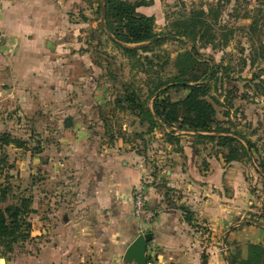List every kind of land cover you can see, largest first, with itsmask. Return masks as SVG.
Returning a JSON list of instances; mask_svg holds the SVG:
<instances>
[{"label": "crops", "instance_id": "obj_1", "mask_svg": "<svg viewBox=\"0 0 264 264\" xmlns=\"http://www.w3.org/2000/svg\"><path fill=\"white\" fill-rule=\"evenodd\" d=\"M76 1L0 0V94L21 98L44 88L56 92L58 67L71 66L60 56L78 45L75 37L82 28L70 19ZM98 105L97 110L104 106ZM82 127L79 121L59 138L48 160L47 190L33 177V191H38L32 199V240L26 244L33 246L31 264H130L124 254L141 234L131 192L146 177L151 180L148 205L160 210L152 227L160 264H229L230 254L245 257L247 244L262 243L264 224L234 221L247 195L232 182L238 164L226 163L216 143L192 134L161 136L155 164L162 171L152 174L145 154L131 142L114 136L106 141ZM159 183L178 195L172 204L164 201ZM180 205L194 213V231Z\"/></svg>", "mask_w": 264, "mask_h": 264}, {"label": "rangeland", "instance_id": "obj_2", "mask_svg": "<svg viewBox=\"0 0 264 264\" xmlns=\"http://www.w3.org/2000/svg\"><path fill=\"white\" fill-rule=\"evenodd\" d=\"M125 1L145 4L137 12L154 18L153 34L156 37L140 44L120 45L129 48L146 47L157 39L161 40L160 43L150 46L146 52L138 51L135 56L125 55L99 26L103 19L102 9L99 12L98 6H102L104 0H77L71 13L74 18L70 19L78 20L82 28L75 37L78 45L66 52V56H60L62 59L71 60V66L67 64V68L58 67L56 80L52 84L56 85V92L54 88H44L34 93V96L23 93L24 100L22 96L18 98L17 95L0 94V140L3 135H7L25 143L19 149L11 146L0 148V154L5 159L2 174L9 176L8 182L12 191L16 195L25 194L33 199L38 191V188L33 191L31 185L35 175L37 187L47 190L49 157L54 154L55 146L64 130L72 128V125L74 127L79 121L83 122L82 128L87 134L105 136L106 141L114 136L131 142L140 155L145 154L152 174L162 171L155 164V156H160L162 146L156 140L161 136L173 139L175 136L194 133L177 130L175 125L172 128L155 125L148 131L147 122L139 121L136 114L122 109L114 101L120 95L122 85L126 84L138 93L140 101L146 102L151 108V93L155 96L164 89L156 92L155 86L174 77L177 54L192 47L189 42L184 43L185 40L178 37L175 27V21H179L178 15L181 14V17L184 13L189 16L192 11L207 13L212 10L207 21L211 27L214 26L216 33H208L210 35H206L205 39L197 37L195 44L201 60L211 61L219 66L215 68L212 78L206 81V97L216 110L213 128L250 142L253 146L252 158L255 161H235L238 165L234 166L236 169L233 171L235 176L232 182L237 189L246 192L247 199L244 198L243 211L234 221L264 224V177L258 170V164H264V95L262 85L256 87L260 86V81H251V74L260 72L264 83V0H153L151 5H148L150 0ZM213 15L217 19L216 23L211 19ZM252 19L259 20L253 32L249 31ZM69 85L73 87L72 94L68 90ZM74 94L76 95L72 96ZM187 94L188 91L183 89L173 88L167 91V96L172 101L182 100ZM71 100L74 101L73 107L68 105ZM98 104L104 106L97 110ZM96 120L100 122L97 123ZM38 147L40 150L36 152ZM150 181L146 177L136 186L145 188L147 205ZM158 188L165 193L164 201H168L169 205L172 204V196L178 197L164 183H159ZM167 195L171 197L167 198ZM149 207L155 213V221L143 226L136 220L141 234L153 235L155 232L152 227L158 220L160 210ZM182 207L187 211H183ZM179 208L184 221L194 231L197 227L192 223L194 213L188 206L180 205ZM186 217H189L190 222ZM199 229L209 230L202 226ZM154 240L155 238L147 246L148 264H160L159 256L162 253L159 244ZM26 244L16 248L8 256L9 263L31 264L34 250L32 244ZM1 259L5 258L0 256Z\"/></svg>", "mask_w": 264, "mask_h": 264}, {"label": "trees", "instance_id": "obj_3", "mask_svg": "<svg viewBox=\"0 0 264 264\" xmlns=\"http://www.w3.org/2000/svg\"><path fill=\"white\" fill-rule=\"evenodd\" d=\"M152 1L150 0L148 5H151ZM144 5L143 2L104 0V12L103 14L101 12L103 21L99 26L106 32L108 39L127 56H135L138 51L146 52L150 46L161 42L157 39L150 46L134 48L120 45L121 43L140 44L156 37L153 34L154 18L137 12V9ZM98 11H101V5L98 6ZM180 15L177 19L179 21H175L177 22L175 27L178 30V37L184 39V43L189 42L192 47L190 50L177 54L174 62L176 70L174 77L168 82H160L155 86L156 92L164 89L155 96L151 93V108L146 102L140 101L138 93L132 91L131 86L126 84L122 85L123 89L114 103L121 106L122 109L136 114L139 121L147 122L148 131H151L155 125H161L164 128L176 126L177 130L193 132L197 139L216 143L218 147L225 150L223 157L226 163L243 159L254 163L251 152L253 146L250 142H244L227 132H220L213 128L216 121V110L206 97L208 90L206 81L212 78L215 68L219 66L211 61L201 60L195 44L197 37L205 39L210 35L208 33H216L213 29L214 26L211 27L207 21V18L212 15V10H208L207 13L192 11L188 14L189 16H185L184 13L181 17ZM212 17L211 19L216 23L215 15ZM258 24L259 20L252 19L249 31H255ZM259 73L251 74V81H260V86L256 87L262 85V95H264V83ZM173 88L186 90L188 94L182 100L172 101L167 96V91ZM24 145L25 143L21 140L12 139L7 135H3L0 140V148L11 146L19 149ZM39 150L38 147L36 152ZM2 155L0 154V177H2L0 183V256L8 260V256L16 248L23 247L24 244L32 240L30 216L33 214V200L31 196L25 194H14L11 184L8 182L9 176L2 174V169L5 166V159ZM258 170L264 177V164L259 163ZM182 210L185 211L186 208L182 207ZM186 220L190 222L189 217H186ZM228 262L229 264H264V237L262 243L247 244L245 257H242L237 251L228 256Z\"/></svg>", "mask_w": 264, "mask_h": 264}, {"label": "built area", "instance_id": "obj_4", "mask_svg": "<svg viewBox=\"0 0 264 264\" xmlns=\"http://www.w3.org/2000/svg\"><path fill=\"white\" fill-rule=\"evenodd\" d=\"M4 42V37L0 33V46ZM133 214L143 226H148L156 219L154 211L147 205L146 191L143 186L136 187L132 192Z\"/></svg>", "mask_w": 264, "mask_h": 264}, {"label": "water", "instance_id": "obj_5", "mask_svg": "<svg viewBox=\"0 0 264 264\" xmlns=\"http://www.w3.org/2000/svg\"><path fill=\"white\" fill-rule=\"evenodd\" d=\"M102 14L104 12V4L102 2ZM68 121V120H67ZM153 235L151 233L138 235L135 240L129 245L125 254L124 261L134 264H148L146 257V250L148 244L152 241ZM0 264H4V260H0Z\"/></svg>", "mask_w": 264, "mask_h": 264}]
</instances>
